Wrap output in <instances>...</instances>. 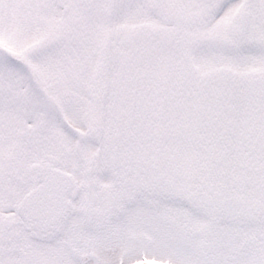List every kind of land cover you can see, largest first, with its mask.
I'll return each instance as SVG.
<instances>
[{"label":"snow or ice","instance_id":"obj_1","mask_svg":"<svg viewBox=\"0 0 264 264\" xmlns=\"http://www.w3.org/2000/svg\"><path fill=\"white\" fill-rule=\"evenodd\" d=\"M0 264H264V0H0Z\"/></svg>","mask_w":264,"mask_h":264}]
</instances>
